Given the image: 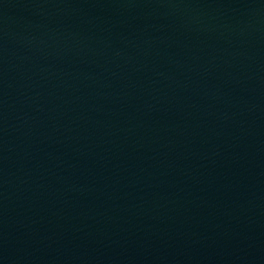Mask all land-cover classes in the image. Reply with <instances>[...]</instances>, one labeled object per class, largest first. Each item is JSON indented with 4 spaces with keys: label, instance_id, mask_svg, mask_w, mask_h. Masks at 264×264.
<instances>
[{
    "label": "water",
    "instance_id": "1",
    "mask_svg": "<svg viewBox=\"0 0 264 264\" xmlns=\"http://www.w3.org/2000/svg\"><path fill=\"white\" fill-rule=\"evenodd\" d=\"M0 264H264V0H0Z\"/></svg>",
    "mask_w": 264,
    "mask_h": 264
}]
</instances>
